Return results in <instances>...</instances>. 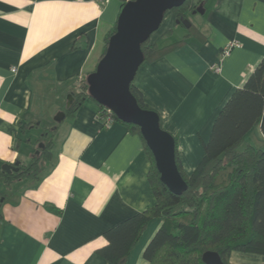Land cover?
Wrapping results in <instances>:
<instances>
[{
    "label": "crops",
    "instance_id": "obj_1",
    "mask_svg": "<svg viewBox=\"0 0 264 264\" xmlns=\"http://www.w3.org/2000/svg\"><path fill=\"white\" fill-rule=\"evenodd\" d=\"M200 4L199 22L177 39L166 38L172 24L151 39L159 47L182 43L143 63L132 83L176 139L187 174L200 162L219 111L264 57V0H192L191 9ZM121 6L0 0V169L30 161L43 128L95 70ZM29 121L36 123L22 128ZM254 131L261 140L248 142L264 148ZM52 132L50 160L38 178L0 187V264H110L98 254L105 233L155 205L142 139L120 122L105 124L91 100ZM160 225L149 221L126 264H148L143 252ZM229 261L264 264V255L235 251Z\"/></svg>",
    "mask_w": 264,
    "mask_h": 264
},
{
    "label": "trees",
    "instance_id": "obj_2",
    "mask_svg": "<svg viewBox=\"0 0 264 264\" xmlns=\"http://www.w3.org/2000/svg\"><path fill=\"white\" fill-rule=\"evenodd\" d=\"M191 3L192 0H185L182 6L168 12L177 19H186V14L195 9H191ZM115 27L116 23L105 37L101 56ZM152 35L141 45L143 63L156 61L182 43L159 47L152 43ZM86 77L71 92L73 102L64 109L66 117H71L86 100L95 102L88 95ZM130 90L141 108L151 110L132 84ZM97 106L103 119L109 116L122 123L112 112L108 114L106 108ZM35 123L24 122L22 128ZM55 125L53 122L43 128L34 155L28 163H19L17 172L8 174L0 169V187L8 188L23 177L38 178L50 160ZM124 125L142 139L150 161L147 178L155 205L109 229L104 235L107 245L98 252L101 257L110 264H126L130 251L152 219H159L161 225L144 249L143 258L148 264H205V252L217 253L223 264H233L229 257L235 251L264 255V148L246 141L255 128L264 137V57L219 111L203 156L190 174L182 169L174 138L177 169L187 185L180 195L171 193L161 183L139 128Z\"/></svg>",
    "mask_w": 264,
    "mask_h": 264
},
{
    "label": "water",
    "instance_id": "obj_3",
    "mask_svg": "<svg viewBox=\"0 0 264 264\" xmlns=\"http://www.w3.org/2000/svg\"><path fill=\"white\" fill-rule=\"evenodd\" d=\"M185 0H130L121 6L114 33L109 37L104 54L96 64L95 70L86 77L87 92L97 104L110 110L124 124L139 128L147 148L152 154L154 165L161 183L173 194L180 195L187 185L176 165L175 140L161 128L159 115L138 105L130 86L138 69L144 62L141 45L157 32L165 14L173 8L182 6ZM202 4L192 14H203ZM186 28L191 26L183 17L176 20ZM68 109L73 96L65 98ZM64 111L57 112L53 121L61 122ZM15 166L4 165L2 170L8 174L17 172ZM205 264H223L215 252L202 255Z\"/></svg>",
    "mask_w": 264,
    "mask_h": 264
},
{
    "label": "rangeland",
    "instance_id": "obj_4",
    "mask_svg": "<svg viewBox=\"0 0 264 264\" xmlns=\"http://www.w3.org/2000/svg\"><path fill=\"white\" fill-rule=\"evenodd\" d=\"M186 19L189 20V22L193 25H196L199 20H200V16L199 15H193L192 12H189L186 14ZM172 19L174 21H172ZM173 22V23H172ZM169 24H172L173 26V31L172 33H170L168 36H166L167 39H172V40H175L178 38V36L184 32L187 31V28L183 25H180L178 23H176V19L173 17V13L172 12H167L164 16V20L159 28V30L157 32H155L153 35H152V38H154L155 36H157L158 34H161L163 32V30L168 27ZM189 29V28H188ZM257 140H261L260 137L257 135H255V131H251L247 137H246V141H250V142H253V143H256L257 144Z\"/></svg>",
    "mask_w": 264,
    "mask_h": 264
},
{
    "label": "built area",
    "instance_id": "obj_5",
    "mask_svg": "<svg viewBox=\"0 0 264 264\" xmlns=\"http://www.w3.org/2000/svg\"><path fill=\"white\" fill-rule=\"evenodd\" d=\"M95 1H97V2L103 4V3H106L108 0H95ZM120 1H121L122 5H124L126 2H128V1H130V0H120ZM234 45H238V44H237V43H236V44H231V45L227 46L226 48H224V49L222 50V52H221V57L219 58V62H221V60H222L224 57L227 56V54H228L230 48H231L232 46H234ZM211 69L214 70V71H216V72H218V71L220 70V68H219V64H214V65H212V66H211ZM107 113L110 114L111 111L107 109ZM104 121H105V124H111V123L114 122L109 116L105 117V118H104Z\"/></svg>",
    "mask_w": 264,
    "mask_h": 264
}]
</instances>
